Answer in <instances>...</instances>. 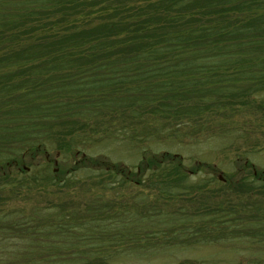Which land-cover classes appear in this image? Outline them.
Returning <instances> with one entry per match:
<instances>
[{
	"label": "trees",
	"instance_id": "trees-1",
	"mask_svg": "<svg viewBox=\"0 0 264 264\" xmlns=\"http://www.w3.org/2000/svg\"><path fill=\"white\" fill-rule=\"evenodd\" d=\"M263 96L264 0H0V169L47 148L74 150L66 137L91 131L89 121L103 115L123 118L119 130L106 132L115 138L127 129L129 138H147L128 125L151 114L164 121L157 131L173 140L203 131L241 135L254 118V145L264 149ZM63 124V131L54 130ZM75 125L81 130L75 131ZM99 166L119 176L121 185H140L131 173L166 166V180L159 182L164 186L158 188L169 195L167 203L192 188L185 184L188 176L176 154L164 152L136 172L120 165ZM253 177L264 192V171ZM222 185L228 186L219 191L226 197L237 189L252 190ZM219 204L223 202L216 204L217 211H224ZM82 209L78 204L59 212L55 206L36 207L14 221L1 218L0 229L37 247L60 250L67 248L70 232L87 250L103 248L105 242L147 241L166 234L160 227L170 222L168 235L177 240L192 231L191 222L198 223L181 208L174 215L150 207L140 218L125 203L100 200ZM193 232H198L196 226ZM135 248L140 246H131ZM95 253L102 261V250ZM74 257L57 253L53 259Z\"/></svg>",
	"mask_w": 264,
	"mask_h": 264
},
{
	"label": "rangeland",
	"instance_id": "rangeland-1",
	"mask_svg": "<svg viewBox=\"0 0 264 264\" xmlns=\"http://www.w3.org/2000/svg\"><path fill=\"white\" fill-rule=\"evenodd\" d=\"M254 120L252 118L242 129L241 135L210 136L203 131L198 137L179 140L165 139V134L157 131L164 121L157 122L151 114H141L128 125L129 129L147 138H129L128 129L126 132L120 130L118 138L107 135L106 132H115L124 124L119 115L91 119L89 123L94 126L91 131L87 128L86 132L80 131L81 127L75 125V131L80 133L72 132L66 137L75 145L74 150L59 152L47 148L33 156L25 155L17 165L1 167L0 219L14 221L36 207L55 206L59 212V208H72L73 204H78L84 209L87 203L101 200L112 205L125 203L127 207L131 206L130 212H134L136 218L150 207L174 215L181 208L180 211L193 213L198 223L191 222L194 225L192 231L177 240L168 235L171 234L168 232L170 222L160 227L167 235L155 233V237L139 243L105 242L103 248L91 246L87 250L86 243L80 244L70 232L67 248L60 250L46 245L37 247L30 239L0 229V264H264V192L257 187L263 184L252 181L254 175L258 177L264 171V149L254 145ZM100 127L108 129L104 131ZM54 130L63 131L64 124L55 126ZM250 134L251 139L247 137ZM164 152L170 156L176 154L181 160V167L188 176L185 184L192 187L181 190L178 199L168 203L165 199L169 195L158 188L164 186L159 182L166 180V166L157 170L146 168L138 175L131 173L130 178H138L140 185H121L119 176L99 166L120 165L125 171L136 172L137 166L158 159ZM246 162L249 166H244ZM92 166L101 168L88 169ZM223 183L242 184L252 190L237 189L234 190L236 193L226 197L219 192L222 187H228ZM221 202L219 207L224 211L218 212L215 206ZM225 219L227 223L214 225ZM260 219H263L262 223L258 222ZM195 226L196 233L193 232ZM153 228L158 230L157 226ZM220 228L225 230L223 235L226 237L218 232ZM238 229L242 231L237 233ZM229 232L232 234L226 235ZM210 235L218 239L210 238ZM134 245L140 248L131 249ZM95 252L101 254L102 261L95 259L98 257ZM57 253L75 257L56 262L53 258ZM82 256H85L83 262L79 260Z\"/></svg>",
	"mask_w": 264,
	"mask_h": 264
}]
</instances>
